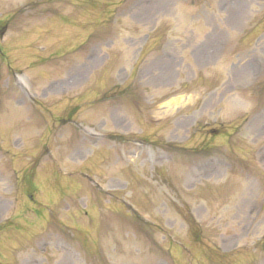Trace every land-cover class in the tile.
Instances as JSON below:
<instances>
[{"label":"rangeland","instance_id":"obj_1","mask_svg":"<svg viewBox=\"0 0 264 264\" xmlns=\"http://www.w3.org/2000/svg\"><path fill=\"white\" fill-rule=\"evenodd\" d=\"M0 264H264V0H0Z\"/></svg>","mask_w":264,"mask_h":264}]
</instances>
